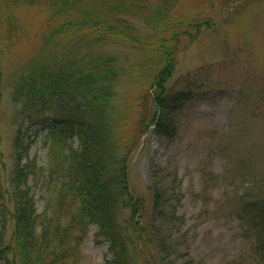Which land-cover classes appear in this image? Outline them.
I'll return each mask as SVG.
<instances>
[{"label":"rangeland","instance_id":"rangeland-1","mask_svg":"<svg viewBox=\"0 0 264 264\" xmlns=\"http://www.w3.org/2000/svg\"><path fill=\"white\" fill-rule=\"evenodd\" d=\"M50 10L40 1L0 0L5 78L0 147L8 176L16 164L14 138L21 128L26 150L22 149L20 164L30 167L26 186L36 210L68 223L76 208L56 211L50 199L46 130L15 119L18 105L10 95L12 77L41 55L39 32ZM176 12L209 22L195 41L187 35L181 38L177 63L167 80L172 99L153 106L151 96L140 98V83L125 77L120 84L119 101L136 110L128 127L135 130L130 188L145 200L146 217L158 220L161 231L172 238L180 260L264 264L257 250L264 229V0H180ZM8 16H14L11 22L18 29L12 37L6 35L12 26L6 22ZM115 51L136 66L151 67L149 54L127 46H116ZM154 112L170 124L169 133L152 123L142 130L141 120L150 121ZM135 124L142 130L139 135ZM154 190L161 194L164 214L152 210ZM258 198L263 200L259 208H245ZM97 229L89 224L81 231V264L106 262L110 244L96 237Z\"/></svg>","mask_w":264,"mask_h":264},{"label":"trees","instance_id":"trees-1","mask_svg":"<svg viewBox=\"0 0 264 264\" xmlns=\"http://www.w3.org/2000/svg\"><path fill=\"white\" fill-rule=\"evenodd\" d=\"M10 1H40L51 9L39 32L41 55L12 77L10 95L18 105L15 119L46 130L51 203L56 211L71 206L76 211L70 223L37 212L36 200L26 186L30 167L20 164L26 146L18 127L16 164L8 176L0 147V258L4 264H81V231L89 224L98 227V239L110 244L105 264H196L175 257L180 251L172 238L161 231L158 220L146 217L145 200L130 188L135 130L128 127L136 110L133 105L123 106L126 102L119 101V93L127 78L140 83L141 99L151 96L153 106L165 105L172 99L167 80L177 63L181 38L187 35L195 41L209 20L178 15L180 0ZM13 17L6 21L12 24L6 31L10 37L18 30ZM2 38L0 33V121L5 80ZM116 46L151 55V67L136 66L127 55H118ZM151 117L146 123L141 120L142 130L152 123L156 130L169 133L170 124L161 114L154 112ZM138 128L137 135L142 131ZM161 198L154 190L155 214H164ZM262 202L254 199L245 208H259ZM257 250L264 260V229Z\"/></svg>","mask_w":264,"mask_h":264}]
</instances>
